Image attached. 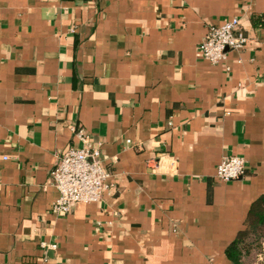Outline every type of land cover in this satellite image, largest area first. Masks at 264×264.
Here are the masks:
<instances>
[{
  "label": "crops",
  "instance_id": "0c3cea01",
  "mask_svg": "<svg viewBox=\"0 0 264 264\" xmlns=\"http://www.w3.org/2000/svg\"><path fill=\"white\" fill-rule=\"evenodd\" d=\"M234 16L251 42L214 65L199 45ZM75 126L102 142L109 187L57 216L50 171ZM229 155L247 171L221 182ZM252 207L264 0H0V264H234Z\"/></svg>",
  "mask_w": 264,
  "mask_h": 264
},
{
  "label": "built area",
  "instance_id": "2783aa9c",
  "mask_svg": "<svg viewBox=\"0 0 264 264\" xmlns=\"http://www.w3.org/2000/svg\"><path fill=\"white\" fill-rule=\"evenodd\" d=\"M250 42L251 37L241 32L240 18L234 16L222 24L208 25L199 52L215 65L226 60L229 51L243 50ZM72 129L79 145H71L58 154V161L50 171L49 184L59 192L51 207V212L57 216L69 215L78 203L101 201L109 187L110 172L102 153V142L95 141L83 126ZM246 171L247 159L244 156L229 155L218 164L216 178L230 182L243 177ZM254 264H264V241Z\"/></svg>",
  "mask_w": 264,
  "mask_h": 264
},
{
  "label": "trees",
  "instance_id": "16d2710c",
  "mask_svg": "<svg viewBox=\"0 0 264 264\" xmlns=\"http://www.w3.org/2000/svg\"><path fill=\"white\" fill-rule=\"evenodd\" d=\"M253 217L256 218V221H253ZM258 223L264 224L263 213H257L252 207L250 211V221L246 229L239 234L237 239L234 240L227 249L228 256L234 264H244V257L250 254L251 251L255 249L259 250L261 247L262 241L264 240V231L262 228L257 229L256 225ZM254 234L256 236H254ZM250 237H253V239H250Z\"/></svg>",
  "mask_w": 264,
  "mask_h": 264
}]
</instances>
